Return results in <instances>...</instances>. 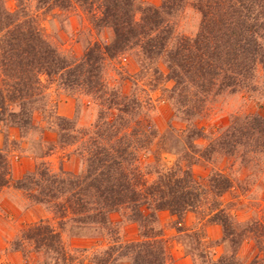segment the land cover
<instances>
[{
	"label": "trees",
	"instance_id": "trees-1",
	"mask_svg": "<svg viewBox=\"0 0 264 264\" xmlns=\"http://www.w3.org/2000/svg\"><path fill=\"white\" fill-rule=\"evenodd\" d=\"M75 6L86 12L95 29L112 32L108 44L90 45L79 61L69 59L43 37L33 10L66 13ZM186 7L201 14L200 31L194 38L175 39L170 46L173 29L164 17ZM134 48L167 57L168 79L175 82L170 100L177 115L189 121L196 108L191 104L197 102L192 87L206 95L237 92L253 78L258 56L264 64V0H163L160 8L136 6L134 0H16L14 12L0 0V57L6 79L0 89V124L23 132L33 126L36 105L44 99L41 75L104 107L87 131H77L72 121L56 118L58 144L63 149L76 146L67 157L80 158L79 173L62 168L52 172L40 164L15 184L35 203L48 205L58 220V227L41 221L25 228L24 242L57 255L64 264H78L63 242L67 225L106 231L108 246L93 253L92 264H168L166 242L157 225L159 213L168 212L182 221L207 195L214 198L210 222L222 226L223 242L234 247L256 234L252 223L243 227L218 201L232 189L231 180L222 173L198 179L189 154L172 166L161 164V154L168 152V135L158 133L139 98L109 86L107 61ZM187 131L189 144L194 134L193 129ZM177 143L175 139L173 144ZM148 154H153L155 163L144 166L141 157ZM10 171V163L0 153V191L10 184ZM114 215L136 223L140 240L121 241ZM212 264L239 262L232 254ZM251 264H258L257 258Z\"/></svg>",
	"mask_w": 264,
	"mask_h": 264
},
{
	"label": "rangeland",
	"instance_id": "rangeland-1",
	"mask_svg": "<svg viewBox=\"0 0 264 264\" xmlns=\"http://www.w3.org/2000/svg\"><path fill=\"white\" fill-rule=\"evenodd\" d=\"M4 1L10 12L16 10V0ZM134 3L160 8L163 0H134ZM33 10L43 37L69 59L79 61L90 45L108 44L112 38L109 29H95L79 6L66 13L57 9L50 14ZM164 18L173 29L170 46L180 37L194 38L201 28L202 16L192 7ZM261 59L260 56L256 59L253 78L237 92L225 90L216 94L214 91L206 95L192 87L191 95L197 102L191 105L199 110L192 109L193 117L189 121L177 115L170 100L175 82L168 79V59L163 53L145 55L141 49L134 48L106 63L105 79L109 86L139 98L158 133L168 135V149L173 147L172 152L168 149L163 152L160 163L172 166L177 161L183 162L189 154L198 179L206 180L216 173L228 177L233 187L218 201L237 223L243 227L252 223L256 230L241 245L231 247L229 241L223 242L222 226L210 222L214 214L211 210L214 198L210 195L182 221L161 212L157 225L166 242L168 264H212L223 255L232 254L239 264H251L256 258L258 264H264V64ZM4 82L0 57V89ZM40 82L44 86V99L36 105L39 108L34 112L33 126L23 132L11 124H0V153L11 167L10 184L0 191V264H64L57 255L37 251L24 242L25 228L41 221L58 227V220L48 205L35 203L15 184L40 164L52 172L62 168L65 172L79 173L83 168L80 158L67 157L76 146L63 149L58 144L56 118L72 121L77 131H87L96 123L99 110L104 109L91 97L63 89L43 75ZM187 128L193 129L194 134L189 144L185 140ZM175 139L179 143L173 144ZM141 162L144 166L155 163L153 154L143 155ZM112 220L121 241L140 240L136 223L118 215ZM62 236L67 251L78 264H92L93 253L109 243L106 231L77 230L71 225L65 226Z\"/></svg>",
	"mask_w": 264,
	"mask_h": 264
}]
</instances>
